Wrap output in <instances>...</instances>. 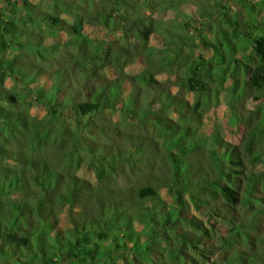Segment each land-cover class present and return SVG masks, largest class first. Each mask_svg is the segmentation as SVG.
Segmentation results:
<instances>
[{
    "label": "trees",
    "instance_id": "trees-1",
    "mask_svg": "<svg viewBox=\"0 0 264 264\" xmlns=\"http://www.w3.org/2000/svg\"><path fill=\"white\" fill-rule=\"evenodd\" d=\"M0 1V264H264V21L244 30L214 0L216 41L194 42L151 12L188 1L202 18L207 0ZM85 25L126 44L89 46ZM227 79L241 136L203 128Z\"/></svg>",
    "mask_w": 264,
    "mask_h": 264
},
{
    "label": "rangeland",
    "instance_id": "rangeland-1",
    "mask_svg": "<svg viewBox=\"0 0 264 264\" xmlns=\"http://www.w3.org/2000/svg\"><path fill=\"white\" fill-rule=\"evenodd\" d=\"M21 2V0H19ZM32 2H38L39 0H31ZM159 2H161V5L159 6H163L161 0H158ZM184 0H180L179 2H183ZM205 2V0H202V2ZM222 3L224 5H227L228 7H230V12L234 13L237 8L239 15H240V20H241V27L242 29L246 30L249 27L252 26V24H255L256 20L260 23L264 21V17L260 16V18H257L256 15L254 16V14L256 13L257 9H260V5H257V1L258 0H243V5H240L239 0H221ZM264 0H260L259 3L263 4ZM187 4H185L184 6L180 7L179 9H177L178 11L177 14L173 13V11H168V12H162L160 9L156 8V10H154L153 12H151V15L154 16L155 18H157L158 20H165V22H167L166 24L169 26V29L172 30L174 29V25H176V31L180 32L183 35H187V36H191V38H194V42L195 41H199L201 38L203 39H210V41H216V37L213 34V28L208 25V23H210L209 19L211 20V17L214 19H216V14L214 16V12L216 9L213 8V3L214 0H207L206 3L209 4V7H204V11H207L206 14H210V16L204 14L202 15V18H200L199 15V10L197 8H199V6H196L195 4H188V1L186 2ZM48 4L47 1H44V5L42 4L43 8L46 9V5ZM181 4V3H180ZM180 4H178V7L180 6ZM2 6V2L0 1V7ZM150 10H146V13H150ZM253 16V18H252ZM61 17H64L66 22H69V18L63 14H61ZM175 19H172V18ZM189 19L191 21V25L187 26V27H183L182 30H180L181 28L179 27V23L180 22H184V18ZM250 18H252L250 20ZM200 19H202V23H205V27H203V25H200ZM246 20V21H243ZM249 29V28H248ZM247 29V30H248ZM83 33L85 34V36L88 39L89 42V46H91L96 40L98 39H109L110 38H120L119 40H121V42L123 44H126V42L123 41V39H121V32L118 31L115 35L111 34L109 36V32L107 29H105L104 27L101 26H90V25H85L84 26V30ZM165 38H167V35H163L160 32V29H157L155 31V33H153L150 36L149 42L147 46H151L154 48H163V40H165ZM228 45H229V51H226L227 54L231 53L232 48L237 47V49L235 50V52L233 53L236 57H240L242 55V53H244V51L239 50V43H237V41L235 39L229 38L228 40ZM203 47V44H202ZM231 49V50H230ZM197 53L200 52L199 48L197 50H195ZM193 51L189 48V47H184V51L183 53H192ZM202 54H204L205 57H207L208 59L214 57L216 62L219 64H222V61L219 59H216L215 55H213V51L211 49H202ZM215 62V63H216ZM144 66V64L140 61L135 62L134 64H131L129 66L126 67V71L133 73L137 70H139L140 68H142ZM180 71V70H179ZM107 72V70H106ZM110 74V70L108 71ZM179 73V72H178ZM159 80L163 81L166 78L165 74H160L158 76ZM218 76L216 75V73H214L213 71V81L210 82V86L211 88H215V86L217 85L218 82ZM216 84H215V83ZM231 79H227L223 82L222 87L219 86V89L217 91L219 97L217 98V100H215V94L212 93V98L214 99V101H211V104L208 107L207 112L205 113V119H204V124H203V128L205 131H210L212 130L215 126H222V128H224V130L227 131H231V130H235V134L241 136L242 133L244 132V129H241L240 127H234L233 129H231L230 127H227V120L229 118V116L231 115L232 112V108L230 107V105H228V101H227V96H226V88L228 87V85L230 84ZM9 83H11L9 81ZM256 94L253 90H251L249 92V95L247 96L246 101H244L245 105L249 108V109H253L254 107L257 106L258 103H261V101L263 99H254ZM187 96L189 98H191V94L188 93ZM228 135V134H227ZM230 135V133H229ZM233 135V134H232ZM231 136V135H230ZM78 175L84 178H87L91 181L94 180L92 171L90 168H88L87 166H82L78 171H77ZM160 194L163 198H167V196L164 194V191L161 189L160 190ZM69 212H65L62 215V227L65 228L69 225V217L68 214ZM104 243V241L102 242Z\"/></svg>",
    "mask_w": 264,
    "mask_h": 264
}]
</instances>
